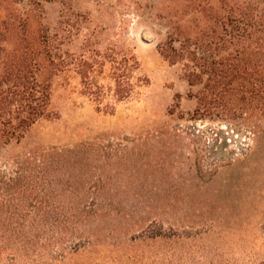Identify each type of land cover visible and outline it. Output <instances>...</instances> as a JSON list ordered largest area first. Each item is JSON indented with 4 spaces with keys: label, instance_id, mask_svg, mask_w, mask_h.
<instances>
[{
    "label": "rangeland",
    "instance_id": "rangeland-1",
    "mask_svg": "<svg viewBox=\"0 0 264 264\" xmlns=\"http://www.w3.org/2000/svg\"><path fill=\"white\" fill-rule=\"evenodd\" d=\"M251 1L264 11V0ZM179 2L43 1L69 65L51 81L55 117L36 121L14 151L63 157L32 179L35 201L7 208L70 221L61 232L50 217L31 220L35 230L25 222L35 237L0 243V264H264V116L255 97L248 105L222 84L224 98L205 105L207 72L191 85L186 61L164 56ZM95 53L135 58L128 97L115 94L111 62L91 72L101 101L84 92L76 66Z\"/></svg>",
    "mask_w": 264,
    "mask_h": 264
},
{
    "label": "trees",
    "instance_id": "trees-1",
    "mask_svg": "<svg viewBox=\"0 0 264 264\" xmlns=\"http://www.w3.org/2000/svg\"><path fill=\"white\" fill-rule=\"evenodd\" d=\"M43 1L0 0V166L8 164L7 170L0 168V243L8 245L31 239L34 234L25 232L24 224L29 222L35 230L31 221L35 218L50 217L53 227L61 226L58 232L70 221L59 211L50 216L43 210L35 216L33 211L25 214L16 207L7 208L22 202V197L35 201L32 179H40L52 161L63 157L55 149L14 151L36 121L55 117L50 107L51 81L69 65L57 38L43 22ZM175 10L179 15L163 54L170 63L186 61L184 66L189 70L185 69L184 75L191 85L207 72V93L203 92L200 100L210 105L223 99V90L217 89L222 84L233 99L238 94L248 105L255 97L264 116V11L251 0L226 5L212 0H181ZM173 41H180V45L174 46ZM200 51L213 55L207 58ZM98 54L92 59L84 55L77 63L84 92L93 95L97 103L101 101L102 95L95 93L91 84V72L101 71L105 62H111L115 94L118 100L128 97L133 83L126 70L130 60L136 65L135 58L119 61ZM191 66L202 70L196 72ZM236 79L240 82L234 85ZM257 130L264 134V127ZM27 180L30 184H24Z\"/></svg>",
    "mask_w": 264,
    "mask_h": 264
}]
</instances>
